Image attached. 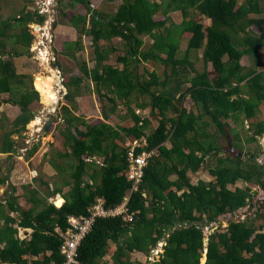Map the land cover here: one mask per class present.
I'll list each match as a JSON object with an SVG mask.
<instances>
[{
	"label": "trees",
	"instance_id": "obj_1",
	"mask_svg": "<svg viewBox=\"0 0 264 264\" xmlns=\"http://www.w3.org/2000/svg\"><path fill=\"white\" fill-rule=\"evenodd\" d=\"M5 1L0 0V108L18 107V122L25 120L11 128L7 115L0 118V154L12 159L19 152L13 136L26 130L36 117L33 107L41 102L32 74L20 72L17 59L32 55L30 25L44 26L47 16L25 5L16 16L3 17ZM69 1H58L64 18L65 8L74 5L86 13L76 12L68 21L79 38L66 42L62 51L54 49L67 90L60 110L65 151L45 158L60 176L48 181L40 174L21 185L22 193L9 185L12 193L0 200V258L63 264L69 217L89 215L98 198L115 208L130 196L128 212L134 218H97L78 247L77 264H202L204 256L205 264H264V203L256 200L251 185L228 188L237 181L264 188V164L258 160L263 154L264 120H258V108L264 104V63L257 58L264 47V0H122L110 13L92 9L91 0ZM85 37L92 40V68L80 58ZM61 56L79 64L84 74L65 73ZM246 57L253 60L250 66L242 65ZM144 61L155 68L141 72ZM87 85L100 99L104 120L98 123L77 115ZM187 99L193 102L190 110ZM147 108L159 121L155 129ZM129 119L134 126L123 124ZM129 140L142 144L136 156L152 153L137 188L129 178ZM219 140L236 154L220 156ZM40 148L34 144L26 159ZM13 169L0 158V187L11 180ZM201 169L214 180L192 183L189 172ZM58 194L64 198L61 206L50 200ZM247 205L258 207V223L247 217L209 228L221 215H235ZM20 228L32 232L22 237ZM161 239L163 250L152 259Z\"/></svg>",
	"mask_w": 264,
	"mask_h": 264
},
{
	"label": "rangeland",
	"instance_id": "obj_2",
	"mask_svg": "<svg viewBox=\"0 0 264 264\" xmlns=\"http://www.w3.org/2000/svg\"><path fill=\"white\" fill-rule=\"evenodd\" d=\"M243 1L244 0H240L241 3ZM64 2L68 4L71 3V1L69 0H64ZM121 3L122 0H91L90 6L92 7V9H96L105 13H110L116 11L117 8L121 5ZM4 5L6 6V9L1 12V15L3 17L6 16V18L12 16V14L13 16H16L17 13L25 5H28L29 8L35 7V5L33 6V3L27 4L25 0H7L5 1ZM65 11L67 13L66 18H64L62 15V12H64L62 5L60 6V9L57 8L55 13L51 11L47 16L46 23L40 29L36 28L37 25H30V29L35 36V40L31 47L32 55L24 56L17 59L19 71L28 72L32 74L34 79V86L36 90H38L41 94V102L33 107V110L36 113V117L34 120L26 124V130L23 131L21 135L13 136V138L19 143L18 154L12 159H8V156L6 155H1L0 157L4 161L6 160L7 163H9L11 166L14 164V169L11 171L10 183L8 182V184H4L0 187V200H3L7 195H9V193H12V188L9 187L11 183H13L15 186H18V193H22L23 189L21 185L23 183L32 182V179H35V177H38L40 174L46 175V180L48 181L51 180L52 177L58 178V176H60V174L57 173L55 167L51 164V159L49 158L53 154L56 155L55 153L57 150L61 149L62 151H65L64 138L60 134L61 130H63L64 128V123L60 110L61 106L63 104H66L64 96L67 90L63 86L62 72L60 70H57V68L55 67L56 54L54 49L62 51L66 42H71L79 38L76 31L72 29L70 24H68V21L76 12L85 14L86 8L81 5H74L72 7L65 8ZM174 21L176 22V24H179L181 21V17L179 15L175 16ZM55 22L58 23V27L55 31L52 32V35L50 34V32L47 31L52 29V25H54ZM203 22L205 26H209L211 24V21L207 19H205ZM255 30L258 31L257 29ZM118 41L119 39H117V42ZM84 45L85 50L80 53V58L88 63L89 68H92L94 66V54L92 40L90 37L84 38ZM181 48L182 52L184 53L187 48V42H183ZM257 58L264 63V47L261 48L259 55H257ZM59 60L65 68V73L67 69H70L73 75L82 76L84 74L79 64H77L73 60L62 56L59 58ZM192 60L194 61V56ZM252 61L253 60L251 58L246 57L243 59L242 65L250 66L252 64ZM145 67L151 69L155 68L152 62L144 61L140 65L141 72L144 71ZM157 67H159V65ZM198 67L201 68V65L197 64V68ZM260 70H263V68H260ZM159 72L161 73L162 71ZM3 98H8V96L4 95ZM79 104L80 111L77 113V115L80 118L84 119L85 121H89L91 124L98 123L104 120L100 99L91 86L87 85L85 87V93L79 99ZM192 104L193 102L191 101V99H187L185 102V107L190 110L192 108ZM50 108H52L51 111L49 110ZM119 109L123 110V107L120 106ZM258 112V120H264V104L259 106ZM145 114L150 120L151 128L155 129L159 125V121L156 119H152V117L150 116L149 108L145 109ZM4 115L8 116L9 122L7 120L6 121L9 123L11 128H18L19 126L25 124V120L22 122H18V119L21 118L22 115L18 107H13L11 105H3L0 108V118L4 117ZM52 115H59V119L57 121L52 122L50 130L46 132V118ZM36 122L38 124H36ZM110 122L115 124L117 121L112 119L110 120ZM231 122L233 123L234 119H231ZM123 124L127 126H134V121L132 119H129ZM232 126L234 128L237 127V129L240 127V125L235 124V122L232 124ZM245 127L249 128L248 121L245 122ZM80 128L84 129L83 126H81ZM130 141L131 140L127 142V145L130 143ZM261 141L264 142V136L263 138H261ZM38 143L41 144L40 151L35 155V157L31 158L30 160L26 159L27 150H30L34 146V144ZM219 145L224 147L223 153L220 154V156H222L223 158L224 153L231 156H234L236 154V152H232L233 150L229 147L226 141L219 140ZM234 147L236 149H241L237 145H235ZM262 150H264V144L262 145ZM46 154L50 155L49 158H45ZM211 159L212 158H208V161H210ZM259 162L261 164H264V162H261L260 160ZM35 171L37 173H35ZM189 178L191 179L192 183H197L199 180H214V178L209 175L205 169H201L197 173L189 172ZM53 184L54 183H52L51 186H53ZM247 185H251L255 193L256 200H259L260 204L264 203V188H262L258 184L247 183L245 181H237L235 184H229L228 188L234 191L237 187L244 188ZM43 189H45V187ZM59 198V195H57V197H54V199L57 201L60 200ZM255 207H249L247 211H243L242 213H239L237 215H231L229 213L221 215L216 221L210 223L209 228L215 229L220 225H222V227L224 228L228 226V222L230 220L240 221L246 219L247 217H251L252 219L254 218V220L256 219L255 221L258 223L259 220H257L258 218H256L255 213L257 208ZM206 229H208V227ZM163 244L164 241L161 240L158 244V248L155 249L156 254L154 256H158V253L163 250ZM154 256L152 257V259H154ZM109 260L111 259L109 258ZM205 261L206 256L202 258V264H204Z\"/></svg>",
	"mask_w": 264,
	"mask_h": 264
},
{
	"label": "built area",
	"instance_id": "obj_3",
	"mask_svg": "<svg viewBox=\"0 0 264 264\" xmlns=\"http://www.w3.org/2000/svg\"><path fill=\"white\" fill-rule=\"evenodd\" d=\"M59 0H36L35 7L33 10L38 11L40 14H44L48 16V14L52 11L55 13L58 7ZM50 16V15H49ZM53 26V25H52ZM37 29L42 28V26L37 25ZM50 34L53 32V27L49 31ZM53 35V34H52ZM54 37V36H53ZM55 60V59H54ZM139 110L137 113H140ZM146 143V140H143ZM130 152H129V162H130V170H129V178L135 181V188H137V183L142 180L144 175V168L148 164L149 158L152 156V153H143L142 155L136 156L135 150L137 147H140L142 144L140 141L135 140L134 142H130L129 144ZM35 173H37L35 171ZM130 196L125 197L124 201L115 208H107L105 199L98 198V200L92 205L90 208L89 215H81L74 216L71 215L69 217V223L71 227L68 232L65 234L66 238L62 243V253L65 255L66 259L63 264H77V253L78 247L81 241L84 239L86 234L91 230L97 218L99 217H112L123 215L124 219L132 220L133 214L128 212V201ZM55 204H57V200L54 197L50 198ZM58 205V204H57ZM25 237L27 235H22ZM0 264H18L16 262H8L3 261L0 258ZM33 264V263H32Z\"/></svg>",
	"mask_w": 264,
	"mask_h": 264
},
{
	"label": "water",
	"instance_id": "obj_4",
	"mask_svg": "<svg viewBox=\"0 0 264 264\" xmlns=\"http://www.w3.org/2000/svg\"><path fill=\"white\" fill-rule=\"evenodd\" d=\"M54 27H55V25H53V28H54ZM49 110L51 111L52 108H50ZM53 117H57V116L52 115V116L46 118V124H47V126H46V132H48V131L50 130V128H51V125H52V118H53ZM74 132L77 134L76 130H74ZM261 143H262V145L264 144L263 141H261ZM238 155L240 156L241 153H239ZM244 157L247 158V155H245ZM11 196H12V195H11ZM249 207H250V206L247 205V206H245L243 209H238V211L236 212V215L239 214V213H242L243 211H244V212L247 211ZM255 208H258V207L256 206ZM169 230L171 231L172 229H169ZM163 241H164V239H163ZM153 254H154V252H152V255H153ZM206 260H207V258H206ZM205 263H206V261H205ZM205 263H204V264H205Z\"/></svg>",
	"mask_w": 264,
	"mask_h": 264
},
{
	"label": "crops",
	"instance_id": "obj_5",
	"mask_svg": "<svg viewBox=\"0 0 264 264\" xmlns=\"http://www.w3.org/2000/svg\"><path fill=\"white\" fill-rule=\"evenodd\" d=\"M1 155L2 154H0V157H1ZM7 156V155H6ZM9 183H10V181H9ZM60 198H62V197H60ZM63 199V201H64V198H62ZM59 205V204H58ZM61 205V204H60ZM31 229H25V228H20V234H22V235H28V234H30L31 232ZM28 232H30V233H28ZM28 233V234H27Z\"/></svg>",
	"mask_w": 264,
	"mask_h": 264
},
{
	"label": "clouds",
	"instance_id": "obj_6",
	"mask_svg": "<svg viewBox=\"0 0 264 264\" xmlns=\"http://www.w3.org/2000/svg\"><path fill=\"white\" fill-rule=\"evenodd\" d=\"M54 29V28H53ZM56 58V57H55ZM57 68V70H60L59 69V67H56ZM37 177V176H36ZM35 177V178H36ZM32 180H34V178L32 179ZM59 195V194H58ZM55 197H57V196H55ZM59 197H62L61 195H59ZM63 198V197H62ZM63 204V203H62ZM57 205V204H56ZM57 206H61V205H57ZM161 240H163V239H161ZM160 243V242H159ZM164 243H165V240H164ZM163 246V245H162ZM158 248V246H156V248L155 249H157ZM155 249L153 250V252H154V254L152 255V257L156 254V251H155Z\"/></svg>",
	"mask_w": 264,
	"mask_h": 264
},
{
	"label": "flooded vegetation",
	"instance_id": "obj_7",
	"mask_svg": "<svg viewBox=\"0 0 264 264\" xmlns=\"http://www.w3.org/2000/svg\"><path fill=\"white\" fill-rule=\"evenodd\" d=\"M263 152H264V150H263ZM264 154V153H263ZM263 154H261L260 155V158L258 159V160H260L261 162H264V155ZM263 156V157H262Z\"/></svg>",
	"mask_w": 264,
	"mask_h": 264
},
{
	"label": "bare ground",
	"instance_id": "obj_8",
	"mask_svg": "<svg viewBox=\"0 0 264 264\" xmlns=\"http://www.w3.org/2000/svg\"><path fill=\"white\" fill-rule=\"evenodd\" d=\"M46 58V57H45ZM48 58V57H47ZM36 124H38L37 122H36ZM60 200L59 201H57L58 202V204L60 205H62V202H63V199H61V198H59Z\"/></svg>",
	"mask_w": 264,
	"mask_h": 264
}]
</instances>
